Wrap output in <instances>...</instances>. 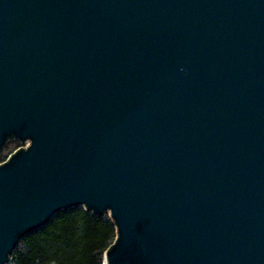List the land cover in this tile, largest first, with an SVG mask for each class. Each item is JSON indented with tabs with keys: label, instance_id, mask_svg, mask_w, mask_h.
I'll return each mask as SVG.
<instances>
[{
	"label": "water",
	"instance_id": "obj_1",
	"mask_svg": "<svg viewBox=\"0 0 264 264\" xmlns=\"http://www.w3.org/2000/svg\"><path fill=\"white\" fill-rule=\"evenodd\" d=\"M0 264L73 207L104 264H264V0H0Z\"/></svg>",
	"mask_w": 264,
	"mask_h": 264
},
{
	"label": "trees",
	"instance_id": "obj_2",
	"mask_svg": "<svg viewBox=\"0 0 264 264\" xmlns=\"http://www.w3.org/2000/svg\"><path fill=\"white\" fill-rule=\"evenodd\" d=\"M9 142L12 145L8 146ZM7 143L0 151V163L20 146L16 140ZM116 237L108 214L73 207L56 213L44 226L22 237L8 264H104L103 256Z\"/></svg>",
	"mask_w": 264,
	"mask_h": 264
},
{
	"label": "built area",
	"instance_id": "obj_3",
	"mask_svg": "<svg viewBox=\"0 0 264 264\" xmlns=\"http://www.w3.org/2000/svg\"><path fill=\"white\" fill-rule=\"evenodd\" d=\"M16 141H17V140H16ZM17 142H18V141H17ZM18 143H19V142H18ZM19 144H21V147H19V148H18L17 150H15L14 152L18 151V150L21 149V148H22V149H26V148L28 147V145H29L28 142H25V143H19ZM14 152H13V153H14ZM13 153H12V154H13ZM12 154H11V155H12ZM11 155H10V156H11ZM10 156H9V157H10ZM9 157H8L4 162H6V161L9 159ZM4 162H3V163H4Z\"/></svg>",
	"mask_w": 264,
	"mask_h": 264
},
{
	"label": "rangeland",
	"instance_id": "obj_4",
	"mask_svg": "<svg viewBox=\"0 0 264 264\" xmlns=\"http://www.w3.org/2000/svg\"><path fill=\"white\" fill-rule=\"evenodd\" d=\"M11 143H13V142H9V143H7L8 144V146H10V145H12ZM7 146V147H8ZM19 147H21V144H20V146ZM18 148H16V150H17ZM3 163V162H2ZM2 163H0V165L2 164Z\"/></svg>",
	"mask_w": 264,
	"mask_h": 264
}]
</instances>
